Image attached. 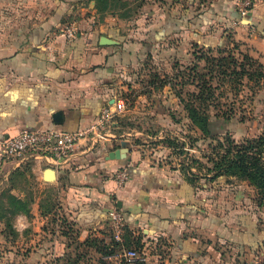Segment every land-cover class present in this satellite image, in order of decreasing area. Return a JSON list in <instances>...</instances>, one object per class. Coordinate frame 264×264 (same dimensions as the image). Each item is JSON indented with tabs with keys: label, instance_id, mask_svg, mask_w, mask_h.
I'll list each match as a JSON object with an SVG mask.
<instances>
[{
	"label": "crops",
	"instance_id": "0c3cea01",
	"mask_svg": "<svg viewBox=\"0 0 264 264\" xmlns=\"http://www.w3.org/2000/svg\"><path fill=\"white\" fill-rule=\"evenodd\" d=\"M8 1L29 6L23 12L28 28L3 32L9 40L0 51V145L24 130L57 126L75 132L86 128L105 109L115 110L121 104V94L145 67L146 58L168 67L172 59L182 63L187 57V31L200 34L197 44L218 50L230 42L226 33L216 35V27L208 34L209 28L218 22L235 32L248 28L245 40L264 53V9H254L241 18L233 15V9L229 15L228 5L220 4L216 11H222L225 18L202 14L189 26L173 19L171 13L150 9L138 17L131 31L111 21L70 36L68 31L74 27L57 29L69 14L63 16L67 0H45L52 6L47 15L41 12L44 0ZM103 37L112 42L102 44ZM59 111L64 114L61 125L53 120ZM111 142L80 146L73 161L63 168L33 156L0 159V197L8 190L19 199L35 201L32 214H17L13 226L19 232L16 244L34 245L32 253L26 255L23 249L19 256L2 250L0 264H103L100 249L112 246L109 213L114 208L123 214L127 230L142 233L153 245L155 240L164 241L168 249L165 264L263 261L264 224L247 209L243 188L235 191L228 180L220 187L217 181L203 184L179 170L152 165L134 154L132 142L126 158L111 159L109 153L118 149H112ZM47 168L55 170V181L45 180ZM124 172L128 178L122 181ZM28 174L41 191H29ZM44 190L50 195L43 194ZM51 200L60 204L54 211L55 222L49 224L51 213L46 207ZM0 242L6 250L15 245L6 235Z\"/></svg>",
	"mask_w": 264,
	"mask_h": 264
},
{
	"label": "rangeland",
	"instance_id": "374dc122",
	"mask_svg": "<svg viewBox=\"0 0 264 264\" xmlns=\"http://www.w3.org/2000/svg\"><path fill=\"white\" fill-rule=\"evenodd\" d=\"M15 2L17 3L12 5L8 0H0V51L9 40L3 36L5 30L28 28L23 12L26 9L28 11L29 6L19 7L18 1ZM246 2L247 0H192V2L190 0H105L100 9L98 0H67L63 16L68 13L70 15L63 18L64 22L57 29L68 31L70 27H74L75 32L82 31L88 26L115 21L114 23L118 25L122 24L126 31H131L138 17L144 16L150 9L160 11L161 14L171 13L173 19H180L187 26L191 21L195 22L196 15L198 17L207 14L217 20L225 18L222 11H216L220 4L228 5L226 9L229 15L232 9L234 13L238 12L242 16L254 9H264V0H250L249 6ZM51 9L52 6L46 5L44 0L41 12L47 15ZM184 12L187 14L192 12V14L184 16ZM232 21L233 25H238L234 20ZM215 27L218 29L216 32L219 31L216 35L226 33L230 42V45L223 48L222 53L197 44L196 40L199 39L200 34L187 31L184 40L187 57L182 63L172 59L168 67L162 66L157 59L146 58L143 63L145 67L135 74L130 87H126L121 94V106L115 109L110 124L100 129L104 137L100 138L96 145H104L111 139L112 149L120 148L121 142L127 140L134 145L136 149L134 154L152 165L179 170L186 177L203 184L217 181L220 187L228 180V183L234 184L235 191L242 192L239 189H244V198L249 203L247 209L254 211L260 222L264 224V204H259L257 189L238 178L218 176L215 166L218 158L221 157L220 154L224 153L228 138L240 144L264 135V68L258 66L259 64L264 66V53L250 46L245 40L248 28L242 27V32H235V29H227L223 23L218 22L212 29L209 28L208 34H213ZM51 28L55 29L56 26ZM244 30L247 33H244ZM238 36L239 38H236ZM225 57L227 62L224 63L223 60L222 62L226 66L220 70L212 59L219 60ZM229 61H236V64L240 65L238 71L243 68L250 71L254 76L253 80L247 76L242 78L239 74L234 75L232 72L234 64L228 66ZM226 68L230 69L226 72L227 75L221 74ZM204 82L213 87L209 114L214 136L204 135L192 123L185 105L181 102L178 104L176 97L171 98L168 92V87L171 85L181 95V99L190 101V95L198 91L197 85H202ZM220 143L225 144L223 148ZM28 176L29 174L26 178L29 191H41L34 178ZM5 192L7 193L4 197H0V239L3 240V236L6 235L15 245L11 244L12 248L6 250V246L3 247L5 243L0 242V257L6 251L16 252L19 256L23 253L29 255L34 245L16 244L19 232L13 226L18 209L27 208L29 211L27 215L32 214L34 198L22 200L11 192L8 193V190ZM43 194L50 195L47 190H44ZM11 197L23 201L24 206L13 204ZM58 204L60 202L51 200L46 207L51 213L49 224L55 222L57 214L54 211ZM59 220L61 223L64 222L62 216ZM111 232L113 239V231ZM144 238L142 233L134 234L129 229L124 234L125 246L136 248L147 259L138 264H165L163 260L166 255L168 256V249L164 241L155 240L153 245ZM262 259L261 264H264V257Z\"/></svg>",
	"mask_w": 264,
	"mask_h": 264
},
{
	"label": "built area",
	"instance_id": "2783aa9c",
	"mask_svg": "<svg viewBox=\"0 0 264 264\" xmlns=\"http://www.w3.org/2000/svg\"><path fill=\"white\" fill-rule=\"evenodd\" d=\"M247 6L250 0L246 2ZM245 15V12L242 11ZM69 35L74 34V29L68 31ZM121 104L117 107H120ZM115 110L105 109L100 118L84 129L70 132L60 127L51 126L45 129L24 130L16 136H10L0 145V159L20 160L33 156L51 164L56 168H63L69 165L80 146L96 145L104 135L100 129H104L110 124ZM84 141V145H80ZM122 181L127 180L124 172ZM111 229L113 231V241L119 244L118 249L113 254L102 257L103 264H138L146 261L144 254L136 248L127 247L124 244V234L127 230V223L123 214L114 208L110 211Z\"/></svg>",
	"mask_w": 264,
	"mask_h": 264
},
{
	"label": "trees",
	"instance_id": "16d2710c",
	"mask_svg": "<svg viewBox=\"0 0 264 264\" xmlns=\"http://www.w3.org/2000/svg\"><path fill=\"white\" fill-rule=\"evenodd\" d=\"M105 0H98V8H102V5ZM192 1V0H190ZM160 13V11H158ZM233 15L237 17L244 18L240 13L235 12ZM197 16V15H196ZM210 49V48H209ZM211 50V49H210ZM223 49H218L219 53H222ZM216 62V66L222 70L226 65V57L222 59H212ZM223 60V62H222ZM236 61H229L228 66H234L233 74H239L240 77L244 78L247 76L250 80H253V74L243 68L241 71H238L240 68ZM259 67H263V65L259 64ZM229 68L221 71V74L227 75L226 72H229ZM198 91L196 93H192L190 95V101H185L181 99V95L176 92L175 87L169 86L168 90L172 97H176L179 102L185 105V109L188 112L189 118L192 123L196 125L204 135L206 136H214L215 132L211 128V119L209 114V108L211 104L209 101L211 100V91L213 87L208 85L206 82L204 84L197 85ZM209 90V91H207ZM207 91V92H206ZM157 110V109H156ZM221 148L224 147L225 144L220 143ZM220 158H218L217 163L215 164L218 176H227L230 178H238L242 181L248 182L250 185L254 186L258 191L259 204H264V135H262L258 139L246 140L243 143H236L234 139L228 138L227 144L224 148V153L220 154ZM11 201L13 204L24 206L23 201L19 199H15L11 197ZM23 212L24 214H29L27 208L18 209L17 214ZM119 244L113 241L112 246L110 248L100 249V253H102V257L106 255L113 254L116 249H118ZM103 262V261H102ZM258 264H261L258 263Z\"/></svg>",
	"mask_w": 264,
	"mask_h": 264
},
{
	"label": "water",
	"instance_id": "95a60500",
	"mask_svg": "<svg viewBox=\"0 0 264 264\" xmlns=\"http://www.w3.org/2000/svg\"><path fill=\"white\" fill-rule=\"evenodd\" d=\"M112 40H109L106 37H103L101 40L102 44H107V43H111ZM53 120L55 121L56 124H63L64 122V114L63 112L59 111L57 113L54 114L53 116ZM131 150V142L130 141H126L123 140L120 144V148H118L115 151H111L109 153V158L111 159H124L126 158L127 154L130 152ZM44 178L47 182H53L56 180V172L53 168H47L45 173H44ZM119 206H121V204L119 203Z\"/></svg>",
	"mask_w": 264,
	"mask_h": 264
}]
</instances>
